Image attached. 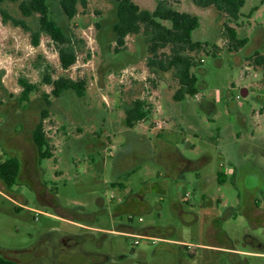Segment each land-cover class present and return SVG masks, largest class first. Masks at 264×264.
Returning a JSON list of instances; mask_svg holds the SVG:
<instances>
[{"label":"rangeland","instance_id":"rangeland-1","mask_svg":"<svg viewBox=\"0 0 264 264\" xmlns=\"http://www.w3.org/2000/svg\"><path fill=\"white\" fill-rule=\"evenodd\" d=\"M132 1L142 9L153 10L160 0ZM59 2L47 0L50 17L77 46L76 62L67 71L60 69L55 48L45 36L34 47L28 32L0 18V146L1 139L7 137V146L20 150L28 161L35 157L31 132L46 109L43 127L51 154L50 158L37 159L27 184L18 188L26 200L25 209L16 210L12 202L0 196V244L13 249L40 242L62 245L64 237L74 236L81 238L79 245L88 250L101 244V253L116 249L112 255L106 253L108 259H101L99 264H264V210L245 212L246 204L231 181L219 183L215 178L222 162L215 143L218 131L226 126L241 131L226 101L239 100L242 111L250 113L259 108L257 98L264 96L255 82L263 71L253 72L245 63L237 65L225 53L220 33L226 19L214 8L200 9L190 0H168L174 10L198 18L194 41H207L220 48L216 58L202 55L199 59L203 62L194 71L199 82L197 98L213 101L216 106L218 116L213 122L206 120L193 97L183 103L172 100L177 85L171 72L148 70L143 36L129 35L124 47L115 51L114 3L79 0L77 14L67 18ZM18 4L5 3L3 8L11 17L37 29V17L23 18ZM240 14L238 32L247 29L251 39L257 27L264 28V0H244ZM44 70L53 79H84V96L78 98L67 91L58 99L49 97L50 87L41 83ZM241 72H247L246 76ZM19 79L38 86L25 107L18 101ZM241 89L248 90L245 98ZM136 99L145 102L147 117L133 128H125L124 110ZM170 115L175 116V122ZM193 126L198 129L197 138L191 134ZM256 132L264 139V123ZM157 135L174 143L185 158L211 156V162L200 171L205 178L203 187L196 184L197 172L167 167V162L158 158ZM186 140L195 150L186 147ZM91 147L104 161L102 170L91 163L96 160ZM110 152L113 157L108 156ZM118 159L123 164L116 165ZM40 186L47 197L45 202L37 199L35 188ZM117 199H130L131 204L122 206ZM119 206L123 210L115 215ZM123 228L147 239L134 246L126 234L103 232ZM132 247L133 258L115 259ZM59 261L68 262V258L59 256ZM72 262L90 261L73 258Z\"/></svg>","mask_w":264,"mask_h":264},{"label":"trees","instance_id":"trees-1","mask_svg":"<svg viewBox=\"0 0 264 264\" xmlns=\"http://www.w3.org/2000/svg\"><path fill=\"white\" fill-rule=\"evenodd\" d=\"M116 6V20L112 26L115 37V51H120L125 45V39L129 35H141L147 46L148 57L146 67L150 72H171L177 89L172 95L174 102H182L186 98H192L199 92V82L194 71L202 64L199 58L210 56L216 58L220 48L207 41H194L192 33L199 28V20L196 16L178 12L169 4L168 0L157 1L153 10H145L136 5L132 0H107ZM194 6L200 9L214 8L217 14L226 19L222 25L220 35L225 43V53L236 54L242 50L248 40L239 36L237 21L241 18L240 10L244 6V0H190ZM20 15L29 19L37 17V29H31L24 20L15 19L3 8L5 3H17ZM61 11L67 18H73L77 14L79 0H60ZM82 6L85 2L81 1ZM0 18L2 22H10L14 27H19L30 34L31 44L36 47L40 38L45 36L54 46L59 67L63 71L70 69L76 62V45L72 38L65 36L63 30L50 17L47 0H0ZM233 23L234 25H231ZM246 61L251 67H264V56L254 53ZM41 83L50 87L49 97L58 99L64 92L72 91L78 98L84 96L86 82L84 79L72 80L59 77L53 79L44 70ZM21 88L18 101L24 107L29 102V96L36 92L37 85L24 79H19ZM44 97H48L44 95ZM45 104L49 101L45 98ZM145 102L141 99L132 101L124 110L123 125L125 128H133L143 122L146 115ZM47 118V110H42L40 118L31 133L32 143L38 151L39 159L50 158V146L48 144L47 131L43 122ZM9 170V175H8ZM19 172V164L16 159L7 160L0 164V179L7 185L16 184ZM219 183H222L218 179Z\"/></svg>","mask_w":264,"mask_h":264},{"label":"crops","instance_id":"crops-1","mask_svg":"<svg viewBox=\"0 0 264 264\" xmlns=\"http://www.w3.org/2000/svg\"><path fill=\"white\" fill-rule=\"evenodd\" d=\"M240 32H238L239 36L247 38L248 42L242 50L230 56L237 65L245 63L248 67V62H244V60L249 56L254 53H259L264 56V28L262 26L257 27L251 39L248 36L247 29H243ZM248 69H251L253 72L263 71L261 79L255 80V82L257 84L256 86L264 90V67L258 68L249 65ZM246 74L247 72H241L240 75L243 77ZM240 95L242 98H245L248 95V90L241 89ZM197 96L198 94L193 98L197 100L198 106L205 113L206 120L214 122L218 116L214 102L198 99ZM257 100L259 101V108L252 109L250 113L242 111L243 105L239 100L226 101L228 112L231 118L235 117L237 119L241 131L235 132L231 126H226L222 131H218L219 135L215 143L217 145V154L222 159V162L218 165L215 178L217 181L218 179L223 181L222 183L227 180L231 181L237 188L238 197L243 204H246L245 212L262 213L264 210V139L257 136L256 130L259 129L261 123H264V96L261 100L260 98H257ZM183 102L184 100L178 103ZM170 117L175 122V116L170 115ZM192 129L191 134L193 138H197L199 136L197 127L193 126ZM156 141L158 158L165 160L168 165H166L167 167H173L176 170L178 167H186V171L197 172V175H195L197 180L196 184L203 187L205 178L200 176V171L206 163L211 162L212 158L210 155L204 154L197 160L188 159L183 156L181 150L174 143L159 139L158 135ZM185 143L188 149L195 150V145L192 142L186 140ZM94 148L91 147L90 151L91 153H95L96 160H91V163L98 170H102L104 161L97 156V150ZM108 156L113 157V154L110 152ZM115 163L116 165H121L122 162L118 159ZM99 205L101 207V202ZM103 232L115 233L120 236L129 234L122 229Z\"/></svg>","mask_w":264,"mask_h":264},{"label":"flooded vegetation","instance_id":"flooded-vegetation-1","mask_svg":"<svg viewBox=\"0 0 264 264\" xmlns=\"http://www.w3.org/2000/svg\"><path fill=\"white\" fill-rule=\"evenodd\" d=\"M6 138L7 137H3L1 139L0 164H3L7 160L16 159L19 164V172L16 184L11 186L5 184L4 181L0 179V196L9 202H12L16 206V210L25 209L26 200L18 190L23 184H27L31 172H33L34 167L37 166V159H39L38 151H36V156L28 161L24 154L20 152V150L7 146ZM35 192L39 202H45L47 200V197L41 186L35 188ZM116 203H120L122 206H129L131 204V200L127 199L122 202V200L117 199ZM122 206L115 208V215L123 210ZM122 230H125L129 234L131 233L129 231L130 229L123 228ZM150 232H152V230H150ZM80 241L82 240L78 237H64L61 240L62 245H48L47 243L40 242L36 245H29L25 248L18 249L8 248L0 244V264H76L75 262H72L73 258L77 260L79 258L82 259V261H90L89 264H99L101 259H108L109 256H107L106 253L108 254L109 252L112 255L111 251H116V249H109L108 252L101 253L100 250L102 249V244L95 245L93 248L94 250H88L84 248V245H79ZM134 255L135 250L134 247H132L128 253L125 255L118 254L115 259L119 261L131 259L134 257ZM59 256L67 257L68 262H60ZM134 264L141 263L137 261Z\"/></svg>","mask_w":264,"mask_h":264},{"label":"built area","instance_id":"built-area-1","mask_svg":"<svg viewBox=\"0 0 264 264\" xmlns=\"http://www.w3.org/2000/svg\"><path fill=\"white\" fill-rule=\"evenodd\" d=\"M248 67H249V65H248ZM248 67H247V69H248ZM128 220H131V217L129 216L128 217ZM139 222L141 221L140 219L138 220ZM126 236H129L130 238H132L134 241H133V244L134 245H137L138 244V242H139V240H142V239H147V238H143V237H141V236H134V235H131V234H128V235H126ZM138 239V240H137Z\"/></svg>","mask_w":264,"mask_h":264},{"label":"water","instance_id":"water-1","mask_svg":"<svg viewBox=\"0 0 264 264\" xmlns=\"http://www.w3.org/2000/svg\"><path fill=\"white\" fill-rule=\"evenodd\" d=\"M244 96V95H243Z\"/></svg>","mask_w":264,"mask_h":264}]
</instances>
